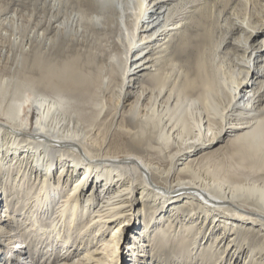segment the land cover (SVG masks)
<instances>
[{
  "label": "bare ground",
  "instance_id": "6f19581e",
  "mask_svg": "<svg viewBox=\"0 0 264 264\" xmlns=\"http://www.w3.org/2000/svg\"><path fill=\"white\" fill-rule=\"evenodd\" d=\"M35 1L0 11V264H264V18Z\"/></svg>",
  "mask_w": 264,
  "mask_h": 264
},
{
  "label": "rangeland",
  "instance_id": "374dc122",
  "mask_svg": "<svg viewBox=\"0 0 264 264\" xmlns=\"http://www.w3.org/2000/svg\"><path fill=\"white\" fill-rule=\"evenodd\" d=\"M199 2L197 8L207 15V21L212 23L213 41L218 44L221 41H226L233 36L234 20L239 19L245 21L248 25L254 26L255 21L264 18V0H192ZM201 3V4H200ZM35 0H0V11L17 10L18 14H23L26 19L30 18L31 25L37 16V8ZM34 8V9H33ZM32 15V17L30 16ZM259 18V19H258ZM250 32L244 33V39H250ZM264 36H262L263 38ZM261 38V37H260ZM227 45L223 46V51ZM216 51L217 64L224 61V52ZM32 58V56H30ZM29 60H32L29 58ZM92 65H97L95 58L91 61ZM131 240V238H130ZM124 263V261H123Z\"/></svg>",
  "mask_w": 264,
  "mask_h": 264
}]
</instances>
